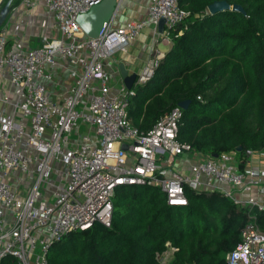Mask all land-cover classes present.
Here are the masks:
<instances>
[{
  "label": "built area",
  "instance_id": "1",
  "mask_svg": "<svg viewBox=\"0 0 264 264\" xmlns=\"http://www.w3.org/2000/svg\"><path fill=\"white\" fill-rule=\"evenodd\" d=\"M99 1L19 0L13 17L40 6L56 32L35 47L19 45L6 22L0 26V88L6 85L0 91V264L5 258L49 264V247L66 234L110 227L115 191L134 186L157 188L173 207L186 206L189 192L216 193L244 207L239 242L225 262L264 264V229L252 212L264 211V169L241 170L236 150L207 156L185 171L172 168L176 157L192 154L177 139L178 105L146 131L131 124L133 86L149 81L161 53L146 61L130 89H110L104 60L124 51L145 27L158 35L160 18L158 39L169 43V29L188 11L179 0H147L142 18L121 27L103 23L90 38L76 18ZM175 251L166 243L154 264H170Z\"/></svg>",
  "mask_w": 264,
  "mask_h": 264
},
{
  "label": "trees",
  "instance_id": "2",
  "mask_svg": "<svg viewBox=\"0 0 264 264\" xmlns=\"http://www.w3.org/2000/svg\"><path fill=\"white\" fill-rule=\"evenodd\" d=\"M220 0H179L188 14L169 29L167 50L152 77L133 86L127 116L146 131L181 101L179 142L204 156L264 149V0H223L239 10L213 14ZM240 167V164H238ZM186 206L166 205L155 187H121L110 227L66 234L48 250L49 264H154L166 243L170 264H227L247 209L216 193L187 194ZM264 229V211H252ZM2 264H14L5 258Z\"/></svg>",
  "mask_w": 264,
  "mask_h": 264
},
{
  "label": "crops",
  "instance_id": "3",
  "mask_svg": "<svg viewBox=\"0 0 264 264\" xmlns=\"http://www.w3.org/2000/svg\"><path fill=\"white\" fill-rule=\"evenodd\" d=\"M146 5L147 0H118L117 7L110 20L111 26L121 27L128 21H134L142 18L145 15ZM22 16L23 15H21V17H18V19L16 20L23 18ZM24 16L28 17V19L31 18L32 27L30 29L33 31L36 28L38 29V26L40 28V25H43V28L41 30L39 29L40 32L38 33V35H40V38L42 37V35H48L49 37L56 35L55 30L51 26V20L44 12L42 7L37 6L31 12L24 14ZM38 20H41V22L39 23ZM8 21L6 20V22ZM9 27H11V25ZM7 29L8 31L10 30L9 32L13 36L11 37V40L18 41L19 45L23 47H29L28 37L23 36L25 30H22L21 26L17 27V29L14 31L12 30V28L7 27ZM156 30L158 35L153 34L152 27H145L138 35V37L133 42H131L124 51L116 52L110 58L104 60V68L110 76L109 85L111 91H114L117 86L122 84L118 72V66L120 64H122L129 73H138L146 63V61L153 55H155L157 52L163 54L167 50L168 45L166 43L160 42L158 39L159 33L161 32L158 31V28ZM39 43H41V41ZM38 45L39 44H37L36 46ZM160 45L162 46L161 50L158 48ZM64 77V73L59 72V78L64 79ZM5 86L6 85H3L2 88H0V91H2ZM191 155L197 154L192 153L190 155L187 154L181 157H176L173 161L172 168L179 171H185L187 166L191 164L190 162H192L191 159H189V156ZM197 156L200 157L198 161L207 157L203 154H198ZM239 164V168L241 170L250 168L264 169V149L252 151L250 156H246L243 160L241 159Z\"/></svg>",
  "mask_w": 264,
  "mask_h": 264
},
{
  "label": "water",
  "instance_id": "4",
  "mask_svg": "<svg viewBox=\"0 0 264 264\" xmlns=\"http://www.w3.org/2000/svg\"><path fill=\"white\" fill-rule=\"evenodd\" d=\"M11 0H7L6 3L0 8V26L3 24L5 17L9 11ZM118 0H100L99 3L90 7V9L83 14H80L76 18V23L82 30V32L90 38L95 37L102 24L107 23L111 20L114 11L117 7ZM239 10L240 7L238 5H229L227 2L213 1L212 3L206 6V12L209 14H213L222 10ZM164 19L160 18L157 23V28L159 32L163 30ZM118 72L122 81L123 86L126 89H130L137 77V73H129L122 64L118 66ZM182 110L186 108L187 101H181L178 104ZM124 149L125 146L123 145ZM236 151H240L241 147H236ZM216 155H213L215 157Z\"/></svg>",
  "mask_w": 264,
  "mask_h": 264
},
{
  "label": "rangeland",
  "instance_id": "5",
  "mask_svg": "<svg viewBox=\"0 0 264 264\" xmlns=\"http://www.w3.org/2000/svg\"><path fill=\"white\" fill-rule=\"evenodd\" d=\"M6 1L7 0H0V8L6 3ZM18 2H19V0H11L9 11L7 13V16L5 17L4 22H6V20L7 21L9 20V21L5 23V26H7L8 28H12L13 31L16 30L17 27L21 26L22 30H25V33L23 34V36H27L28 37V45H29V47L36 46L37 44H40L39 42L42 41V39H44L43 37H46L45 35H42V37L40 38L39 37L40 35H38V33L40 32L39 29L41 30L43 28V25H40V28L38 26V29L36 28L33 31V30L30 29L32 27L31 18L28 19V17H25L24 14H23V16H22L23 18H20L19 20H16L18 17L17 16L13 17L12 13H13V9H15L18 6ZM10 13H11V16H9ZM29 20H31V21H29ZM38 21H39V23L41 22V20H38ZM4 22H3V24H4ZM10 25H11V27H9ZM47 37H48V35H47ZM38 40H40V41H38ZM160 42L165 43L164 41H160ZM169 43H170V41H169ZM169 43H166V44L169 45ZM158 48L161 50L162 46L160 45ZM189 159H191L192 162H196V161H198L200 159V157L197 156V155H191V156H189ZM192 162H190V163H192Z\"/></svg>",
  "mask_w": 264,
  "mask_h": 264
}]
</instances>
